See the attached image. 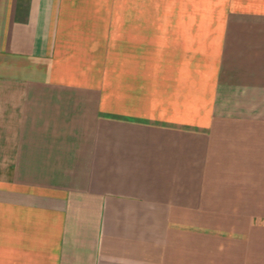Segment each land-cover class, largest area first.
<instances>
[{"label": "crops", "instance_id": "crops-1", "mask_svg": "<svg viewBox=\"0 0 264 264\" xmlns=\"http://www.w3.org/2000/svg\"><path fill=\"white\" fill-rule=\"evenodd\" d=\"M0 264H264V0H0Z\"/></svg>", "mask_w": 264, "mask_h": 264}]
</instances>
